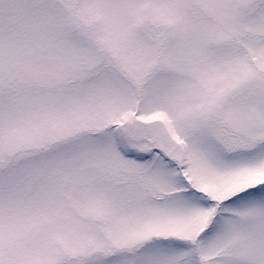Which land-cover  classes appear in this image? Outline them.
I'll use <instances>...</instances> for the list:
<instances>
[{"label": "snow or ice", "instance_id": "snow-or-ice-1", "mask_svg": "<svg viewBox=\"0 0 264 264\" xmlns=\"http://www.w3.org/2000/svg\"><path fill=\"white\" fill-rule=\"evenodd\" d=\"M0 264H264V0H0Z\"/></svg>", "mask_w": 264, "mask_h": 264}]
</instances>
